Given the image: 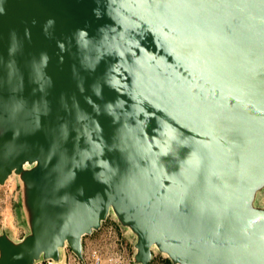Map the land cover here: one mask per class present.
Returning <instances> with one entry per match:
<instances>
[{
    "label": "water",
    "instance_id": "water-1",
    "mask_svg": "<svg viewBox=\"0 0 264 264\" xmlns=\"http://www.w3.org/2000/svg\"><path fill=\"white\" fill-rule=\"evenodd\" d=\"M0 264L84 262L114 220L136 264H264V0H0Z\"/></svg>",
    "mask_w": 264,
    "mask_h": 264
},
{
    "label": "rangeland",
    "instance_id": "rangeland-1",
    "mask_svg": "<svg viewBox=\"0 0 264 264\" xmlns=\"http://www.w3.org/2000/svg\"><path fill=\"white\" fill-rule=\"evenodd\" d=\"M258 202L264 205V190L259 194ZM107 218L104 222L110 221ZM102 224V225H103ZM102 227V226H101ZM5 230L7 234L14 240L22 239L29 231L24 220L23 210L21 206L20 183L16 177L8 180L5 184L0 185V231ZM100 230L95 231L91 235L84 236V247L96 245L99 239ZM53 260H39L35 264H50ZM66 264H77L73 256L66 255ZM151 264H172L165 255L155 252Z\"/></svg>",
    "mask_w": 264,
    "mask_h": 264
},
{
    "label": "built area",
    "instance_id": "built-area-1",
    "mask_svg": "<svg viewBox=\"0 0 264 264\" xmlns=\"http://www.w3.org/2000/svg\"><path fill=\"white\" fill-rule=\"evenodd\" d=\"M67 253L73 256L77 264H136L133 260L134 247L131 240L112 219L102 225L98 243L83 248L84 262L69 248Z\"/></svg>",
    "mask_w": 264,
    "mask_h": 264
},
{
    "label": "bare ground",
    "instance_id": "bare-ground-1",
    "mask_svg": "<svg viewBox=\"0 0 264 264\" xmlns=\"http://www.w3.org/2000/svg\"><path fill=\"white\" fill-rule=\"evenodd\" d=\"M17 177V175L15 173L11 174L8 178V180H13V178L15 179ZM259 201V200H258ZM60 253H61V258L60 260L57 261H52L50 264H66V252H64L63 247H60Z\"/></svg>",
    "mask_w": 264,
    "mask_h": 264
}]
</instances>
